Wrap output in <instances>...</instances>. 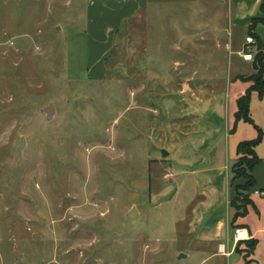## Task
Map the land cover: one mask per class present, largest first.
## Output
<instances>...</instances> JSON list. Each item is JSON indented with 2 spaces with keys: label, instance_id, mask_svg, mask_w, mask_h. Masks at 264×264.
<instances>
[{
  "label": "rangeland",
  "instance_id": "374dc122",
  "mask_svg": "<svg viewBox=\"0 0 264 264\" xmlns=\"http://www.w3.org/2000/svg\"><path fill=\"white\" fill-rule=\"evenodd\" d=\"M249 35L223 0H0V264H225L178 259L172 159Z\"/></svg>",
  "mask_w": 264,
  "mask_h": 264
},
{
  "label": "crops",
  "instance_id": "0c3cea01",
  "mask_svg": "<svg viewBox=\"0 0 264 264\" xmlns=\"http://www.w3.org/2000/svg\"><path fill=\"white\" fill-rule=\"evenodd\" d=\"M263 2L264 0H223L230 9L233 26L247 29L252 18L261 15L260 5ZM234 42L232 39L230 44H226L231 47ZM244 44L245 39L240 47H236L238 55ZM239 58L243 59L241 56ZM240 59L232 60L230 67L235 71H231L226 80L219 77L216 92L212 95L213 103L208 111L203 112L197 105L190 109V116L194 115L195 118L190 120V131L182 142L181 149L172 159L174 182L183 179V183L190 190L184 201L187 203V213H181V209L173 223H184L183 228L178 229L176 234L183 240L179 253L186 252L190 256V250L204 249L212 252L209 256L218 257L225 264H264V194H255L256 189L264 192V135L256 146L261 162L252 170L255 184L249 195L254 204L248 205L247 213L238 217L235 216L237 209L232 205L236 186L246 181L242 177L235 178L232 171L239 157L237 146L241 141L257 137V130L252 124L244 120L235 123L237 99L252 84L237 79V76L251 75L255 71L251 66L252 62L249 61V68L242 67ZM182 85L185 93L194 94L190 82L185 81ZM250 109L255 123L264 132V96L260 97L257 91L252 92ZM153 195L152 192V199ZM155 200H162L161 195L155 197ZM237 228H246L249 239L256 240L255 248L248 257H245L246 251L241 253L237 250L239 242L233 240ZM220 245H223L222 249ZM155 247L157 250L161 248L157 245ZM240 248L245 249V244Z\"/></svg>",
  "mask_w": 264,
  "mask_h": 264
},
{
  "label": "trees",
  "instance_id": "16d2710c",
  "mask_svg": "<svg viewBox=\"0 0 264 264\" xmlns=\"http://www.w3.org/2000/svg\"><path fill=\"white\" fill-rule=\"evenodd\" d=\"M261 15L253 17L252 23L248 27V34L255 38V43L252 44L255 47L256 52L258 50L264 51V42L262 41L260 35L256 32V27L259 23H264V2L260 5ZM259 69L254 71L246 80L252 81V84L246 89L245 93L242 94L237 99L238 109L235 113V123L237 124L240 120H244L254 126L257 130V137L252 140L241 141L237 146V153L239 158L233 166V174L235 178L246 177L248 182L242 186H236V196L232 200V205L237 208V214L235 216L245 215L248 211V205H253L254 202L251 199L249 193L251 188L255 184V178L253 176L252 170L254 167L261 162V158L256 152V146L262 141L264 132L254 121L251 116V96L253 91H257L260 97L264 96V53L259 58ZM235 124V126H236ZM242 191H246V194ZM244 241V240H243ZM242 241V242H243ZM250 247V253L253 252L256 240L254 238L245 240ZM251 262L252 260H247Z\"/></svg>",
  "mask_w": 264,
  "mask_h": 264
},
{
  "label": "built area",
  "instance_id": "2783aa9c",
  "mask_svg": "<svg viewBox=\"0 0 264 264\" xmlns=\"http://www.w3.org/2000/svg\"><path fill=\"white\" fill-rule=\"evenodd\" d=\"M254 43H255V38L252 35L247 36L244 47H243V51H242L244 59L250 62L253 61L254 55L256 53L252 51V44ZM255 194L262 195L264 194V192L256 189ZM249 238H250V235L246 228H237L233 236V240L235 242H239L242 239H249ZM222 248H223V245H220V249Z\"/></svg>",
  "mask_w": 264,
  "mask_h": 264
},
{
  "label": "water",
  "instance_id": "95a60500",
  "mask_svg": "<svg viewBox=\"0 0 264 264\" xmlns=\"http://www.w3.org/2000/svg\"><path fill=\"white\" fill-rule=\"evenodd\" d=\"M263 53H264L263 50H258V51L255 53V55H254V58H253V61H252V68H253L255 71L259 69V62H258V61H259V58L263 55ZM45 112L47 113V115H48L49 117H51V116L53 115V113H54V107H53V104H50L49 106H47V107L45 108ZM24 146H25V137H22V138H21V141H20V144H19V147H18V151L21 152ZM167 155H168V152L165 151V150H163V151H162V156H163V157H166ZM129 214H130L131 216H135L136 214H138L137 207L134 206V207L130 210ZM185 256H186L185 253H181V254H179V256H178V259H181V258H183V257H185Z\"/></svg>",
  "mask_w": 264,
  "mask_h": 264
}]
</instances>
